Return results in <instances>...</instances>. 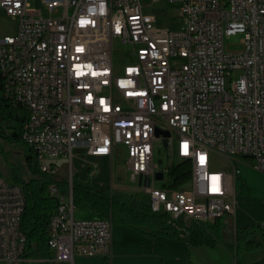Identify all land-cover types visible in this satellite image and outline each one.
<instances>
[{
	"label": "built area",
	"instance_id": "obj_1",
	"mask_svg": "<svg viewBox=\"0 0 264 264\" xmlns=\"http://www.w3.org/2000/svg\"><path fill=\"white\" fill-rule=\"evenodd\" d=\"M160 1L42 0L46 17L29 0H0V16L18 20L14 35H0L2 94L26 110L22 141L43 173L72 163L77 149L110 162L124 151L151 210L186 233L182 220L235 214L239 164L264 173V0H166L179 7L175 23L168 12L162 20L161 11L148 12ZM235 34L242 48L227 51L224 40ZM116 41L130 47L117 66ZM156 147L166 150L165 165L155 161ZM213 155L234 171L212 170ZM179 161L191 178L175 188L170 169ZM98 171L88 166L91 177ZM49 192L58 200L52 258H27L25 194L0 177V264L109 257L112 221L77 219L72 182L67 195L55 183Z\"/></svg>",
	"mask_w": 264,
	"mask_h": 264
},
{
	"label": "trees",
	"instance_id": "obj_2",
	"mask_svg": "<svg viewBox=\"0 0 264 264\" xmlns=\"http://www.w3.org/2000/svg\"><path fill=\"white\" fill-rule=\"evenodd\" d=\"M159 15L162 20L164 16ZM2 93L3 79L0 74V140L23 142L22 128L27 120V112L21 106L6 100ZM28 148L31 154L26 157L25 165L31 177L28 180L24 178L14 180V184L21 186L26 198L21 222V229L26 236L25 256L50 260L52 253L48 248V228L50 218L58 207V200L50 194L49 186L55 183L61 191H64L68 188V184L56 180L54 173H43L38 167L35 152L29 146ZM170 176L175 188L186 183L191 178L189 164L183 161L174 162L170 169ZM72 192L76 209L89 210L98 216L110 219L112 223L118 222L150 237L180 238L178 228L170 224L165 214L154 213L149 205L139 201L135 196H132L130 203H127L123 193L98 190L75 182H72ZM222 228L221 219L214 223L191 222L185 229L188 233L187 242L193 246L210 247L222 243L233 253L237 263L241 251L250 252L258 249L259 244L252 240L253 227L247 226L237 230L236 244L227 241ZM251 264H264V259Z\"/></svg>",
	"mask_w": 264,
	"mask_h": 264
},
{
	"label": "rangeland",
	"instance_id": "obj_3",
	"mask_svg": "<svg viewBox=\"0 0 264 264\" xmlns=\"http://www.w3.org/2000/svg\"><path fill=\"white\" fill-rule=\"evenodd\" d=\"M31 8L42 10L43 15L48 17L45 11L42 0H29ZM146 5L151 4V0H144ZM173 15L171 21L173 23L182 20L180 17L179 7L171 4L166 0L153 3V7L148 12L153 14ZM18 20L12 19L5 14L0 16V35H14L17 31ZM241 34H235L226 37L224 40L227 51H240ZM130 47L119 44L117 41L114 46V63L120 65L123 60V52ZM238 76V74H236ZM9 133V132H8ZM29 148L23 142H14L9 139L0 140V177L14 184L16 178H24L28 180L31 174L26 168V157L30 155ZM155 161L161 165H165L168 161L166 150L156 147ZM89 165H96L99 168L98 174L91 177L87 171ZM58 170L54 174V178L59 181H64L68 184V188L62 191L63 195H67L71 187V182L82 184L88 187L102 190H110L112 192L123 193L125 200L130 203L132 196L139 201L149 205V196L142 191L138 184L133 183L130 179V171L127 165L126 154L116 156L112 162L107 159L95 158L91 160L85 154L84 150H75L72 163L69 160L58 161ZM238 172L235 177V196L237 206L235 214L230 217L221 219L223 223L224 237L229 243L236 244V231L247 226L254 228L252 240L259 244L258 249L254 251H241L238 264H251L264 259V173L255 170L253 167L242 164L238 165ZM211 169L216 171L233 172L232 164L220 155H213ZM247 172L250 176V183L243 176ZM162 183H156V187L160 188ZM185 189L191 188V183L184 185ZM75 217L77 219H93V212L85 209H76ZM103 218V217H102ZM115 225H123L114 222ZM182 227H187L191 224L188 221L186 224L182 221L179 223ZM263 227V228H262ZM31 264H37L32 262Z\"/></svg>",
	"mask_w": 264,
	"mask_h": 264
},
{
	"label": "crops",
	"instance_id": "obj_4",
	"mask_svg": "<svg viewBox=\"0 0 264 264\" xmlns=\"http://www.w3.org/2000/svg\"><path fill=\"white\" fill-rule=\"evenodd\" d=\"M249 173L253 174L247 172L243 176L250 183ZM93 215L98 216L95 213ZM177 232L180 238L150 237L134 228L113 224L111 255L76 257L74 264H238L233 253L224 244L218 243L215 247L193 246L187 242V232L180 229Z\"/></svg>",
	"mask_w": 264,
	"mask_h": 264
},
{
	"label": "water",
	"instance_id": "obj_5",
	"mask_svg": "<svg viewBox=\"0 0 264 264\" xmlns=\"http://www.w3.org/2000/svg\"><path fill=\"white\" fill-rule=\"evenodd\" d=\"M159 134H160V133H158V135H159ZM162 134L165 135V136H167V137L170 135L169 133H165V132H163ZM157 178H158L159 180H161V179L163 178L162 173H158V174H157Z\"/></svg>",
	"mask_w": 264,
	"mask_h": 264
}]
</instances>
